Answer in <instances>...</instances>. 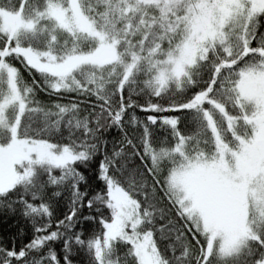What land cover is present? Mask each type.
I'll return each instance as SVG.
<instances>
[{"label": "snow or ice", "instance_id": "6c2138e0", "mask_svg": "<svg viewBox=\"0 0 264 264\" xmlns=\"http://www.w3.org/2000/svg\"><path fill=\"white\" fill-rule=\"evenodd\" d=\"M0 264H264V0H0Z\"/></svg>", "mask_w": 264, "mask_h": 264}]
</instances>
